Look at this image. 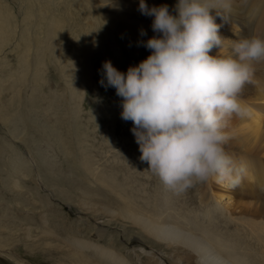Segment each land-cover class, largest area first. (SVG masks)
Returning a JSON list of instances; mask_svg holds the SVG:
<instances>
[{
  "label": "rangeland",
  "instance_id": "obj_1",
  "mask_svg": "<svg viewBox=\"0 0 264 264\" xmlns=\"http://www.w3.org/2000/svg\"><path fill=\"white\" fill-rule=\"evenodd\" d=\"M144 2L177 15L176 5ZM139 3L0 0V264L99 263L95 246L117 256L112 261L144 264L141 248L160 247L117 215L127 200L154 213L169 199L176 211L202 217L205 192L220 191L213 179L180 195L166 188L140 160L133 123L121 118L123 98L107 85L103 64L126 75L152 54L146 41L162 35ZM233 203L225 199L224 212L240 217ZM241 227L225 223L229 232L215 234L227 233L231 245L241 237L234 247L244 252L252 236L230 233Z\"/></svg>",
  "mask_w": 264,
  "mask_h": 264
},
{
  "label": "clouds",
  "instance_id": "obj_2",
  "mask_svg": "<svg viewBox=\"0 0 264 264\" xmlns=\"http://www.w3.org/2000/svg\"><path fill=\"white\" fill-rule=\"evenodd\" d=\"M139 11L154 17L152 30L162 34L146 41L152 54L126 75L110 61L103 71L123 98L121 118L134 125L140 160L177 195L213 178L239 185L244 168L226 152L224 129L233 115H247L238 97L250 62L264 60V38L234 41L229 56H213L222 45L220 26L200 0H178L175 16L144 0Z\"/></svg>",
  "mask_w": 264,
  "mask_h": 264
},
{
  "label": "bare ground",
  "instance_id": "obj_3",
  "mask_svg": "<svg viewBox=\"0 0 264 264\" xmlns=\"http://www.w3.org/2000/svg\"><path fill=\"white\" fill-rule=\"evenodd\" d=\"M162 1L172 5L178 3V0ZM200 3L209 9L215 23L220 26L222 45L219 49L214 48L210 55L227 57L232 52L234 41L253 36L264 38V0H200ZM151 4L149 8L158 7L157 3ZM127 7L131 10L136 9L134 5ZM250 69V80L245 83L238 97L242 106L246 108L247 115L243 118L238 117V120L227 124L224 129L229 137L224 146L226 152L238 166L244 168L240 184L232 187L227 183H217L213 178L220 191L216 194L212 190H207L205 193L208 191L209 193L206 195L202 193L205 196L200 203L206 208L202 217L200 214L182 212L181 209L176 211L174 207L166 204L169 199L164 198L162 203L164 201L166 203H163V209L155 210L154 213L142 210L131 200H127L124 208L120 207L116 211L119 217L142 232L153 247H160V250L141 248V254L148 256L147 264H164L162 257L169 259L171 264H264V221H255L264 218L261 200V196L264 195V60L251 61ZM225 199L234 201L233 205L238 208L240 217L234 213L224 212ZM211 203L213 205H210ZM216 214L221 217L223 227L218 226V221H214L213 217ZM242 214L246 217L242 218ZM191 216L194 218L191 219ZM225 223L229 226L236 223L243 226L241 227L243 229L237 228L230 233L234 234V237L252 236L250 243L245 236L242 237L246 240L242 241L251 246L250 250L245 247L247 251L239 252V249H244L240 248L241 243H238L240 236L237 241L231 237L235 245L236 242L240 244L238 248L231 245V240L222 238L229 232L228 229L224 230ZM216 231L228 232L221 235L215 234ZM97 234L103 237L102 230ZM226 238L229 239L227 236ZM82 247L86 249L85 246ZM92 249H95V255L103 260V264H122L110 259L117 256L111 255L108 249L102 250L97 246ZM208 250L216 253L215 259L211 258V255L208 257ZM78 257L84 258L80 254ZM228 259L233 263L227 261ZM101 260L99 263L89 261L88 264H102Z\"/></svg>",
  "mask_w": 264,
  "mask_h": 264
}]
</instances>
